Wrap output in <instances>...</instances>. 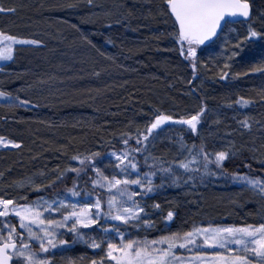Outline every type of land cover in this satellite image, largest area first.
I'll return each mask as SVG.
<instances>
[{
    "label": "trees",
    "instance_id": "16d2710c",
    "mask_svg": "<svg viewBox=\"0 0 264 264\" xmlns=\"http://www.w3.org/2000/svg\"><path fill=\"white\" fill-rule=\"evenodd\" d=\"M0 3L15 9L12 15H0L3 28L29 43L17 48L0 68V90L31 101L29 107L12 111L0 107V136L20 144L0 150L1 185L10 187L40 173L55 176L57 166L64 170L69 164L79 165L70 160L77 153L100 152L104 157L110 150H119L123 147L119 134L143 129L157 109L178 117L194 114L204 105L206 114L198 133L183 127L170 141H155L149 150L172 160L179 134L189 145L203 141L209 150L232 145L235 155L224 162L227 176H206L203 183L197 177L195 183L180 187L165 184L149 194L147 201L159 203L161 215L174 212L168 231L187 230L199 217L211 213L231 215L214 201L215 197L236 195L231 174L264 179V74L248 72L249 67L264 62V41L245 46L233 61V75L221 61L204 62L205 66L198 61L194 78L190 59L181 54L173 34L166 0ZM250 3L258 27L264 0ZM245 25L231 27L241 30ZM33 40L40 43L32 44ZM202 50L197 49V56ZM241 96L251 102L237 104ZM245 119L250 128L242 126ZM67 175L64 183L56 184V191L71 187L74 174ZM155 182L160 183L159 179ZM52 191L49 189V196ZM28 195L31 199L35 193ZM64 239L71 241L73 235ZM62 247L67 258L92 256L76 242Z\"/></svg>",
    "mask_w": 264,
    "mask_h": 264
},
{
    "label": "snow or ice",
    "instance_id": "6c2138e0",
    "mask_svg": "<svg viewBox=\"0 0 264 264\" xmlns=\"http://www.w3.org/2000/svg\"><path fill=\"white\" fill-rule=\"evenodd\" d=\"M92 2L88 0L89 4ZM165 7L173 19V34L180 52L190 59L194 78L197 49L205 42L212 47L223 37L221 55L225 57L224 66L230 67L245 42L264 41V16L259 17L258 28L250 0H166ZM0 11L15 9L0 6ZM239 18L246 20V34L237 33L238 39L229 37L228 32L235 31L230 26ZM16 42L17 37L0 31V60L13 58ZM248 72L264 74V62L249 67ZM227 75L225 72L224 76ZM250 102L243 96L236 101L242 105ZM30 105L31 101L18 94L0 90V107L12 111ZM206 109L204 105L194 114L178 117L157 109L143 129L119 134L121 149L110 150L104 157L100 152L74 154L70 160L79 161V165L69 164L64 170L57 166L54 178L47 184L36 183L31 177L16 182L15 187L23 189L24 194L11 198L0 195V264H54L56 251H66L62 246L77 240L103 253L90 264H264V216L259 223L223 225L208 221L193 223L184 231L160 229L163 234L157 237L147 235L157 225L147 211L150 193L165 184L180 187L189 181L195 183L197 177L203 183L206 176L228 175L224 162L235 155L230 150L232 145L228 149L209 150L203 141L189 145L178 134L177 154L172 160L154 156L149 150L165 127L187 126L190 132L198 133ZM242 126L250 128L247 119ZM5 144L20 147L18 142L0 136V145ZM103 160L112 166L110 171ZM142 167L148 170L141 171ZM69 172L74 174L71 187L65 185L63 191H56V184L64 183ZM3 175L0 172V177ZM231 179L264 201V180L237 173L231 174ZM49 189H53L51 196ZM29 192L35 193L31 199ZM152 207L160 209V204L154 203ZM174 215L168 210L163 216L165 228L171 227L168 222L173 221ZM93 225L96 229H92ZM84 229L99 230V236ZM133 229L138 230L137 234L133 235ZM139 230L145 234L140 235ZM68 234L73 235L71 241L62 238Z\"/></svg>",
    "mask_w": 264,
    "mask_h": 264
},
{
    "label": "rangeland",
    "instance_id": "374dc122",
    "mask_svg": "<svg viewBox=\"0 0 264 264\" xmlns=\"http://www.w3.org/2000/svg\"><path fill=\"white\" fill-rule=\"evenodd\" d=\"M0 6L3 7V5L0 3ZM5 8V7H3ZM13 12H4V11H0V15H12ZM257 18V17H255ZM259 25V24H258ZM4 25L2 22H0V31L5 32L9 35H12L9 31L5 30ZM231 27V26H230ZM246 27L242 26L240 29L241 30H237L233 27H231L232 29H234L235 31L232 32H228V36L229 37H235V38H239L237 36V33H239L241 31L240 34H246ZM259 28V26H258ZM228 30L226 29V32ZM15 37H17V42L13 45V54L15 52V50L19 47L25 46L28 43H25L24 39L21 38L20 35H13ZM248 43L245 42V45L243 48L239 49V54L243 52L245 46ZM222 45H223V37L221 39V41L216 43V46L214 47L215 49H208V47L204 48L205 50L201 51V53L199 54L198 57V61L199 62H203L202 65L205 66L206 64L209 65H213L215 61L220 62L225 65V57L221 55V49H222ZM0 47H3V43H0ZM237 56L233 57L231 62H230V67H225L224 69L226 71H229L230 74L233 75L232 71L230 70L232 65H233V61ZM9 60H0V68L3 66V64H5L6 62H8ZM205 62V63H204ZM169 124H174L173 122H169ZM183 127L187 126H180V125H175L172 128H167L165 127L164 130L160 133V136L155 140L157 142H168L170 141V139L177 134V130H181ZM11 147V144H5V145H0V150L3 149H7ZM103 165H108V171L111 170V165L108 164L107 160H103ZM101 165V166H103ZM54 176V173H44V175L42 176L41 173L38 175H34L31 178L35 180L36 183H46L48 181H50L52 179V177ZM264 180V179H262ZM235 191H236V195L233 196H228V197H223V198H214V201L217 205H223L224 207L227 208V210L231 213V215H228V217L221 213H226V212H219V214H210V215H206V216H202L199 217L197 220H195L193 223L199 224L201 222H208L211 221L215 224H223V225H227V224H241V223H259L261 222V217L264 216V201H260L258 196H255L253 194V192L249 189V188H244L241 186L240 182L235 183ZM137 191H139V189H136ZM24 194V190L23 189H19L17 187H15V184H13L10 187H6L1 185V181H0V195H4L5 198H11L17 195H22ZM147 203V211L149 213H151V219L157 221V225H156V229H152L150 230L147 235L152 238V237H157L161 234H163L160 229H163L164 231H168V228H165V223L163 221V216L159 213V209H154L152 207V205L154 203H150L148 201H146ZM226 203V204H224ZM230 208H232V210L236 211L233 213L232 210H229ZM246 209V210H245ZM223 210V209H222ZM234 215V216H233ZM240 216V218L242 217L241 220L237 219ZM219 216H224V217H219ZM235 217V218H234ZM16 222V221H14ZM170 224V222H168ZM193 225V224H192ZM191 225V226H192ZM191 228V227H190ZM92 229H96V226L93 225ZM85 232L89 233L90 235H96L99 236V230H97L96 232H92L90 229H84ZM133 235L137 234L138 230L133 229ZM139 234L140 235H144L145 233L142 230H139ZM64 238V237H62ZM118 242V240H117ZM77 245H80L81 247L89 250L92 253V256L90 259H85L82 256H78L77 258H67L64 254L63 251H56L55 256H54V264H90V261L93 258L99 257L100 255H103L102 252H100L98 249H92L88 244H85L79 240L76 241ZM106 247V246H105Z\"/></svg>",
    "mask_w": 264,
    "mask_h": 264
},
{
    "label": "water",
    "instance_id": "95a60500",
    "mask_svg": "<svg viewBox=\"0 0 264 264\" xmlns=\"http://www.w3.org/2000/svg\"><path fill=\"white\" fill-rule=\"evenodd\" d=\"M245 22H246L245 18H239L238 22H236L234 24L245 23ZM207 44H208V42H205V45H201L200 47L205 48V47H207Z\"/></svg>",
    "mask_w": 264,
    "mask_h": 264
}]
</instances>
